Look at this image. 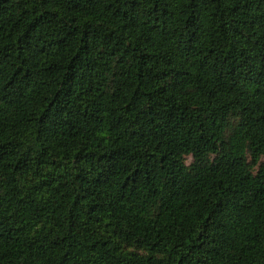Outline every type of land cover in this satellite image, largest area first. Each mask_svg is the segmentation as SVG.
<instances>
[{"label": "trees", "instance_id": "1", "mask_svg": "<svg viewBox=\"0 0 264 264\" xmlns=\"http://www.w3.org/2000/svg\"><path fill=\"white\" fill-rule=\"evenodd\" d=\"M0 264H264V0H0Z\"/></svg>", "mask_w": 264, "mask_h": 264}, {"label": "rangeland", "instance_id": "2", "mask_svg": "<svg viewBox=\"0 0 264 264\" xmlns=\"http://www.w3.org/2000/svg\"><path fill=\"white\" fill-rule=\"evenodd\" d=\"M191 161H192V158H191V157H189V158H188V162H191Z\"/></svg>", "mask_w": 264, "mask_h": 264}]
</instances>
